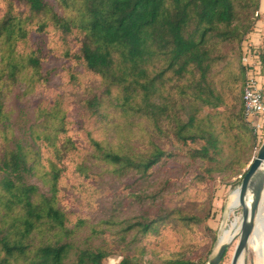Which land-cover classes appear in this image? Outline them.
<instances>
[{
    "label": "rangeland",
    "instance_id": "obj_1",
    "mask_svg": "<svg viewBox=\"0 0 264 264\" xmlns=\"http://www.w3.org/2000/svg\"><path fill=\"white\" fill-rule=\"evenodd\" d=\"M45 1L63 14L55 0ZM7 2H12L18 12L28 14L22 1L0 0V19L7 11ZM257 14L262 17L255 24L263 26L264 38V0H259V8L251 18ZM43 18L37 15L32 20L35 23ZM47 25L45 32L29 33V45L39 51L41 58L39 74L25 70L13 82L5 71L1 74L5 68L2 56L8 53H3L0 43V160L20 147L32 168L24 182L37 187L34 201L56 194V205L67 216V222L64 230L46 224L32 233L26 241L30 244L26 253H16L5 264H33L29 249L49 240L68 243L66 264H72L84 248L105 249L109 256L102 264H117L125 255L137 264L214 256L222 227L231 225L235 216L241 217L242 207L228 215L227 203L240 183V173L247 170L259 149L250 141L241 142L240 131L229 123V114L238 108L240 80L233 78L239 76L241 62L236 42H212V54L219 61L208 77L223 103L218 107L201 106L198 114L219 133L223 158L234 157L236 162L213 172L209 179L194 181L193 174L203 164L199 159L191 163L179 156L141 176L135 170L115 171L92 143L141 156H147L155 145L168 146L166 133L171 131L173 118L186 119L190 111L192 78L165 74L151 102L166 107L167 113L151 118L123 111L116 105L120 86L86 71L75 57L78 38L71 33L63 35L52 23ZM19 47L17 52L21 51ZM93 98L99 101L97 109L89 103ZM201 143L197 140L189 145ZM3 176L0 169V180ZM3 194L0 188V236L19 238L21 209L7 206ZM159 214H168L159 232L142 235L137 222ZM180 215L197 217L198 222L184 225L178 219ZM237 240L235 236L228 244L219 264H230ZM243 255L244 264H252V259L254 264H262L250 251L245 250Z\"/></svg>",
    "mask_w": 264,
    "mask_h": 264
},
{
    "label": "trees",
    "instance_id": "obj_2",
    "mask_svg": "<svg viewBox=\"0 0 264 264\" xmlns=\"http://www.w3.org/2000/svg\"><path fill=\"white\" fill-rule=\"evenodd\" d=\"M19 1L27 6L28 14L18 12L12 2H7V11L0 19V43L3 53H8L7 57L2 56L5 68L1 74L5 71L12 82L25 70L39 74L41 58L39 51L29 45V33L31 30L45 32L48 23L63 35L71 33L78 38L79 50L75 57L86 71L120 86L116 105L123 111L151 118L167 113L166 107L151 102L165 74L192 78L190 111L186 119L173 118L171 131L166 133L168 146L155 145L147 156H141L104 149L97 141H92L101 158L113 165L115 171L135 170L145 176L156 166L185 156L191 163L196 159L203 162L193 174L192 179L196 181L209 179L213 172L231 167L236 162L234 157L223 158L219 133L198 114L201 106L218 107L223 103L208 77L219 61V57L212 54V42H236L240 59L244 37L262 17L257 14L251 18L259 8V0H55L63 14L55 11L45 0ZM37 15L44 18L33 23L32 18ZM19 45L21 51L17 52ZM259 55L264 72V38L259 46ZM239 68V76L233 78L236 82L240 80L236 94L238 108L229 114V123L240 131L238 138L241 142L250 141L255 146V137L243 117L244 67L241 64ZM89 103L95 109L99 106L95 98ZM197 140L202 143L189 145V142ZM0 161L4 174L0 180L3 197L8 202L7 206L20 207L18 220L22 226L19 238L6 234L0 236V252H3L0 264H5L16 253L25 254L30 245L26 241L44 225L64 230L67 216L57 207L56 194L34 201L37 187L24 182L25 175L32 168L20 147ZM244 173H240L241 177ZM53 191H56L55 185ZM167 218L168 214L143 217L136 225L142 235L149 236L158 233ZM178 219L184 225L198 222L194 216L180 215ZM69 250L65 242H42L29 249L31 263L66 264ZM108 256L105 249L84 248L76 254L72 264H102ZM207 261L206 254L196 259L171 258L161 264H205ZM117 264L137 263L125 255Z\"/></svg>",
    "mask_w": 264,
    "mask_h": 264
},
{
    "label": "built area",
    "instance_id": "obj_3",
    "mask_svg": "<svg viewBox=\"0 0 264 264\" xmlns=\"http://www.w3.org/2000/svg\"><path fill=\"white\" fill-rule=\"evenodd\" d=\"M262 31L263 26L258 28L255 24L253 30L244 37L241 43L240 57L245 72L242 87V112L255 137L256 149L264 141V72L259 55ZM255 34H259V36Z\"/></svg>",
    "mask_w": 264,
    "mask_h": 264
},
{
    "label": "water",
    "instance_id": "obj_4",
    "mask_svg": "<svg viewBox=\"0 0 264 264\" xmlns=\"http://www.w3.org/2000/svg\"><path fill=\"white\" fill-rule=\"evenodd\" d=\"M264 141L260 145L256 156L250 162L247 170L241 177L238 188V201L242 207L241 221L238 236L230 264H237L247 248L249 238L255 226V217L260 207L261 198L264 192ZM251 193V198L248 195ZM248 202V204H247ZM230 242L219 244L217 252L208 259L206 264H219L223 253Z\"/></svg>",
    "mask_w": 264,
    "mask_h": 264
},
{
    "label": "bare ground",
    "instance_id": "obj_5",
    "mask_svg": "<svg viewBox=\"0 0 264 264\" xmlns=\"http://www.w3.org/2000/svg\"><path fill=\"white\" fill-rule=\"evenodd\" d=\"M262 168L264 169V163L262 165ZM238 194H239L238 188H235L230 193L229 200L227 203L228 215L234 213L239 207H241L238 201ZM248 197L249 199L251 198V193H249ZM240 221H241V217L235 216L234 221L231 225L227 224L224 227H222L220 232V240L218 239L219 240L218 245L231 242L232 240L235 239L236 233L239 230ZM245 250L246 252L250 251L261 261L262 264H264V192L261 198L259 210L255 217V226L249 238L247 248ZM244 258L246 259V257L243 255L239 259V262L237 264H244L243 262ZM254 263L255 262L252 259V264Z\"/></svg>",
    "mask_w": 264,
    "mask_h": 264
}]
</instances>
